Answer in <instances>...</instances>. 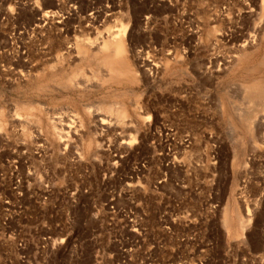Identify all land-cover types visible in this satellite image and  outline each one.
I'll list each match as a JSON object with an SVG mask.
<instances>
[{"label": "rangeland", "instance_id": "374dc122", "mask_svg": "<svg viewBox=\"0 0 264 264\" xmlns=\"http://www.w3.org/2000/svg\"><path fill=\"white\" fill-rule=\"evenodd\" d=\"M263 3L0 0V264H264Z\"/></svg>", "mask_w": 264, "mask_h": 264}, {"label": "bare ground", "instance_id": "6f19581e", "mask_svg": "<svg viewBox=\"0 0 264 264\" xmlns=\"http://www.w3.org/2000/svg\"><path fill=\"white\" fill-rule=\"evenodd\" d=\"M264 4V3H263ZM257 12V11H256ZM262 19H264V18H262ZM261 24H263V20L260 22ZM260 23H258L259 24V26H260ZM257 25V24H256ZM264 25V24H263ZM262 25V26H263ZM258 26V25H257ZM259 26H258V29H259ZM262 26H260V28L262 29ZM254 28H257V27H255V25H254ZM259 30H256L255 29V31H254V33L252 34V35H250L249 36V38H247L246 37V39L243 41V44H242V46L243 47H248V46H251V45H253L254 43V40H255V37L257 36V34L259 35L260 33L258 32ZM261 31V30H260ZM101 35V34H100ZM263 35V34H262ZM105 36H103V34L99 37L100 39H96V41L95 42H92L91 43V46H90V50H91V54H88V55H86L85 54V52H83V51H86L87 52V49H85V48H83V47H80V46H75V52H76V54H75V57H77V58H79L80 59V61L82 62V61H85V60H87V59H89V61H93V56L95 55V54H97L98 52H103V53H105V60H103L102 59V62L103 63H105V64H109L111 67H116V65L118 64V55L121 53V51L124 49L123 48V44H122V40H121V37H120V35L119 34H116L115 32H110V33H108L107 34V36L104 38ZM262 37V36H261ZM107 38V39H106ZM100 40V41H99ZM259 40V39H258ZM110 42H111V45H110ZM113 49H112V48ZM73 49V48H72ZM83 49H85V50H83ZM66 51V50H65ZM69 52V51H68ZM67 52V53H68ZM124 52H126V49L124 50ZM70 54H72V50H70V53H69V55ZM125 54V53H124ZM96 56V55H95ZM98 56V55H97ZM59 57V56H58ZM124 56H122V58H123ZM79 59H78V61H79ZM120 61V60H119ZM80 62V63H81ZM126 62H127V60H126ZM105 64H103V65H105ZM125 69V68H124ZM117 73V72H116ZM71 80H72V78H71ZM75 81V80H74ZM79 83V82H78ZM69 84V83H68ZM259 96H261V98L263 99V100H261V102H263V104H264V97H263V94L262 95H259ZM253 97V96H252ZM255 98V97H254ZM257 98V97H256ZM123 117V116H122ZM121 118V117H120ZM119 119V118H118ZM245 119V118H244ZM103 123H105V121L103 120ZM0 125H2V124H0ZM158 129H160L159 127H158ZM172 148V147H171ZM132 174V173H131ZM162 181V180H161ZM162 183V182H161ZM239 212V211H238ZM223 223H224V226H230L231 225V223H230V215H229V213H228V211H227V209H225V211H224V213H223ZM241 215V214H240ZM242 218V217H241ZM241 218H240V220H239V223H240V226H241V228L242 229H244V227L246 226V223H245V221H241ZM68 225L69 226H71V228L72 227H74V221H70V222H68ZM72 232V235L71 236H69V237H67V238H72L73 236H75V231H73V230H71ZM65 236H64V238H62V242H64L65 241V239H67ZM75 239H76V237H75ZM77 240V239H76ZM44 241V240H43ZM56 242V241H55ZM61 242V243H62ZM77 242V241H76Z\"/></svg>", "mask_w": 264, "mask_h": 264}]
</instances>
